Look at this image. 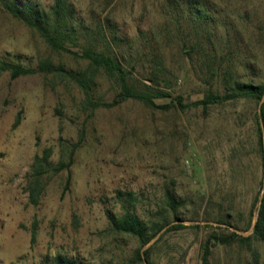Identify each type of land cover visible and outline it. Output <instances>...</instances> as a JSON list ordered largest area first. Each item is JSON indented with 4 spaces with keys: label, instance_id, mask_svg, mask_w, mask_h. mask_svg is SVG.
<instances>
[{
    "label": "rangeland",
    "instance_id": "obj_1",
    "mask_svg": "<svg viewBox=\"0 0 264 264\" xmlns=\"http://www.w3.org/2000/svg\"><path fill=\"white\" fill-rule=\"evenodd\" d=\"M35 1L45 8L53 3ZM69 1L92 27L107 16L134 42L129 78L139 86L159 74L161 85L170 82L172 96L190 104L209 86L223 92L226 76L264 81V0H209L217 18L208 25L215 41L205 40L198 56L184 29L177 37L164 0ZM143 36L150 39L144 51L136 43ZM6 53L27 66L43 58L83 66L54 52L36 30L0 6V55ZM116 90L98 72L90 94L110 101ZM84 97L73 81L52 74L11 78L0 72V264H50L57 252L81 264H200L207 234L228 231L215 222L220 213L230 214L239 234L252 233L255 216L245 229L249 212L257 198L256 213L264 191L261 101L238 98L207 109L164 110L134 99L92 108ZM45 151L47 160L41 158ZM60 162L69 165L57 169ZM118 188L135 192L141 214L160 211L169 222L141 248L157 239L149 263L134 259L136 238L108 226L106 210L120 208ZM165 190L183 199L179 219L165 205ZM255 245L264 264V242ZM250 253L237 244H216L209 261L250 264Z\"/></svg>",
    "mask_w": 264,
    "mask_h": 264
},
{
    "label": "trees",
    "instance_id": "obj_2",
    "mask_svg": "<svg viewBox=\"0 0 264 264\" xmlns=\"http://www.w3.org/2000/svg\"><path fill=\"white\" fill-rule=\"evenodd\" d=\"M164 4L171 21L177 27V37H182L179 36L181 34L179 31L184 29L190 48L196 51L197 56L200 49H204L205 40L208 42L215 41L212 38L213 31L208 29V25L215 22L217 18L209 0H164ZM0 6L36 30L54 52L67 53L83 64V66L69 67L61 61L54 62L51 59L43 58L37 66H27L18 61L15 54L6 53L0 55V72H8L11 78L44 73L73 81L83 91L85 104L92 108L119 105L127 99L140 101L152 109L164 110L170 107L183 110L188 106H201L203 109H207L212 104L238 98L261 101L259 107L261 121H257V131L261 142V124L264 129V81L254 83L250 80L242 81L226 76L224 79L227 84L223 92L209 86L204 90L202 97L190 104H185L181 95L172 96L169 81L166 85L160 84L161 82L157 78L159 74L155 72L153 73L156 75L147 77L150 84L142 82V85L139 86L136 82L130 81L129 75L135 67V58L132 53L134 42L120 34L116 25L107 16L102 20L99 18L96 27H92V24L86 22L85 17L74 14V8L69 0H53L49 8H45L35 0H0ZM186 23L190 26L185 28L180 26ZM149 40L147 36L139 37L136 40L138 49L144 51ZM125 42L128 44L121 46ZM184 43L187 45L186 41ZM128 66L131 69H127ZM98 72L110 78L117 85V90L110 101H96L90 94ZM157 98H170V101L159 104L155 101ZM173 102L174 104H172ZM48 155L45 151L41 158L47 160ZM41 158L38 155L35 157L36 160ZM68 165V163L60 162L56 168L63 169ZM38 191L37 186H35V191H32L33 198H36ZM115 196L119 202V210H106V219L110 230L114 233L127 234L136 238L138 246L135 248L134 259L148 261L149 252L157 239L144 250L141 251V248L153 240L169 222L160 211L141 214L136 205V194L132 190L126 191L118 188L115 190ZM164 197L165 205L172 217L179 219L180 216H178L177 211L178 206L183 203V199H177L175 192L170 190H165ZM256 202L257 198L252 203L248 222L245 226V229H248L255 216L252 233L248 235L238 233L239 227L228 218L230 214L220 213L215 218V222L220 225L219 227L225 226L228 231L212 230L207 234L202 245L203 252L200 264H210L209 256L212 253V246L216 244L225 246L237 244L238 247L251 251L250 264H263L260 261V254L255 243L257 241L264 242V191L256 213H254ZM177 225L185 226L181 223ZM50 264H81V262L76 257H69L63 252H57L52 256Z\"/></svg>",
    "mask_w": 264,
    "mask_h": 264
}]
</instances>
